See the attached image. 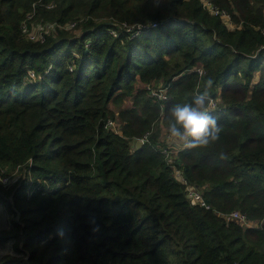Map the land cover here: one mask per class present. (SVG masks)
<instances>
[{
	"label": "trees",
	"instance_id": "16d2710c",
	"mask_svg": "<svg viewBox=\"0 0 264 264\" xmlns=\"http://www.w3.org/2000/svg\"><path fill=\"white\" fill-rule=\"evenodd\" d=\"M210 1L234 28L201 0H0V264H264V0ZM207 78L220 140L173 148Z\"/></svg>",
	"mask_w": 264,
	"mask_h": 264
},
{
	"label": "clouds",
	"instance_id": "9594fccd",
	"mask_svg": "<svg viewBox=\"0 0 264 264\" xmlns=\"http://www.w3.org/2000/svg\"><path fill=\"white\" fill-rule=\"evenodd\" d=\"M213 84L212 78L205 79L202 90L189 102L175 103L169 109V138L181 142L185 150L208 148L220 140L222 126L210 108Z\"/></svg>",
	"mask_w": 264,
	"mask_h": 264
},
{
	"label": "built area",
	"instance_id": "2783aa9c",
	"mask_svg": "<svg viewBox=\"0 0 264 264\" xmlns=\"http://www.w3.org/2000/svg\"><path fill=\"white\" fill-rule=\"evenodd\" d=\"M203 6L212 14H216V15H220V17L222 19L224 18H228V22L225 21L226 24H228L230 22V16L225 12V11H221L218 7L214 6L212 4V2L210 0H201ZM227 16V17H224ZM74 26V24L72 25ZM156 26L155 23H148V24H135V25H131L127 27V32H129L132 36L134 35H138L139 33H141L143 30L145 29H149L151 27ZM43 29H39L38 31H34V32H30L28 27L24 28V31L26 33H29L31 38L33 39H43L44 33L46 31H42ZM264 31V30H263ZM113 34H116L115 30H112ZM199 74H203V70L202 69H197L196 70ZM152 86H148L149 89H151V92L154 96H156L158 99H161L160 97L163 96L165 98V90L164 89H152ZM217 105V101L216 100H212V103L210 105L211 110L215 108V106ZM118 123L114 122L113 120H109L108 122V127L110 128H114L117 129L118 128ZM140 140L143 141V143L146 142L147 137L145 136L144 138H140ZM165 151L167 152V156L169 157V161H172V157L171 154L172 152L168 151L167 149H165ZM176 175L179 179L184 180L182 173L177 170L176 171ZM4 183H6L8 181V177H5L2 179ZM187 196L189 197V199L191 200V202L193 204H197V205H201L204 206L206 208H210V206L206 203V201L204 200L202 193L192 184H187ZM227 219L230 220H235L237 222H239L241 225L249 227V226H254L256 225V223L251 222L245 214H243L242 212H240L239 210H234L231 213L225 215Z\"/></svg>",
	"mask_w": 264,
	"mask_h": 264
},
{
	"label": "crops",
	"instance_id": "0c3cea01",
	"mask_svg": "<svg viewBox=\"0 0 264 264\" xmlns=\"http://www.w3.org/2000/svg\"><path fill=\"white\" fill-rule=\"evenodd\" d=\"M227 25L230 28H234L233 27L234 25H232V24L228 23ZM131 103H132V98H128L126 103H125V106H131ZM111 108H113L114 110L117 109L113 105L111 106ZM161 128L163 129L162 140H165L166 143H170V146H172L173 148H176V147L183 148V145L181 142L174 141V140L169 138V133H168L167 128H165L164 126H161ZM10 226H11V218H10L9 214L6 212L3 205L0 204V229L10 228ZM12 251H13V247H12L11 243H6L3 245H0V257H2L5 254L11 253Z\"/></svg>",
	"mask_w": 264,
	"mask_h": 264
},
{
	"label": "water",
	"instance_id": "95a60500",
	"mask_svg": "<svg viewBox=\"0 0 264 264\" xmlns=\"http://www.w3.org/2000/svg\"><path fill=\"white\" fill-rule=\"evenodd\" d=\"M143 145V141L142 140H140V139H138L137 141H136V147H141Z\"/></svg>",
	"mask_w": 264,
	"mask_h": 264
},
{
	"label": "rangeland",
	"instance_id": "374dc122",
	"mask_svg": "<svg viewBox=\"0 0 264 264\" xmlns=\"http://www.w3.org/2000/svg\"><path fill=\"white\" fill-rule=\"evenodd\" d=\"M224 17H227V16H224ZM224 21H227L228 20V18H224L223 19ZM228 22V21H227ZM229 24H232V25H234L232 22H229ZM234 27V26H233ZM263 30H264V28H263ZM262 30V32L264 33V31ZM77 32V31H76ZM115 122V121H114ZM162 133H163V129H162ZM12 253V252H11Z\"/></svg>",
	"mask_w": 264,
	"mask_h": 264
}]
</instances>
